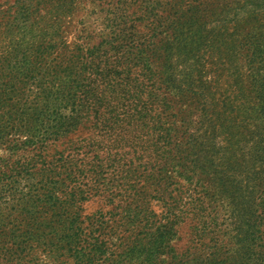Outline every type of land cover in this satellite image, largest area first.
Wrapping results in <instances>:
<instances>
[{
	"label": "rangeland",
	"instance_id": "obj_1",
	"mask_svg": "<svg viewBox=\"0 0 264 264\" xmlns=\"http://www.w3.org/2000/svg\"><path fill=\"white\" fill-rule=\"evenodd\" d=\"M87 52L89 77L123 67L140 83L149 112L133 148H121L117 133L110 142L99 127L84 128L113 116L95 97L94 113L67 110V128L56 135L19 128L44 91L42 81L23 77L21 57L27 65L67 68ZM173 80L182 88L191 83L194 92H181ZM165 127L178 145L187 134L197 139L175 158L187 160L191 179L177 166L168 170L170 180L163 175L157 156L167 144L157 134ZM88 139L100 144L101 166L86 184L55 158ZM152 181L160 183L151 191L156 198L139 202L153 216L129 230L131 195ZM208 183L202 212L190 208L150 246L147 234L162 220L165 202ZM80 189L97 191L70 206L71 191ZM208 215L216 224L200 235V216ZM234 220L243 223L239 231ZM91 245L102 255L93 264H264L250 252L251 245L264 247V0H0V264H79L77 250Z\"/></svg>",
	"mask_w": 264,
	"mask_h": 264
},
{
	"label": "trees",
	"instance_id": "obj_2",
	"mask_svg": "<svg viewBox=\"0 0 264 264\" xmlns=\"http://www.w3.org/2000/svg\"><path fill=\"white\" fill-rule=\"evenodd\" d=\"M32 57L33 56H31V58ZM88 57H91L90 52L79 54L76 57V61H72L71 67L67 68H63L61 63L44 65L46 64V62L42 64L43 61L36 64L33 63L34 65H37L36 68H33L32 62L30 63V65H27L28 59L26 56L21 57V64L23 67H19L18 69L21 71L23 77L27 81L31 82L32 77L34 80L37 79L39 81H42V84L40 86L44 88V91L41 95V101L39 102V105L37 107L26 108L28 110V113H25V123L20 125L19 128L21 129L23 128V126L25 127L27 125H33L34 128L37 127L39 136L44 137L48 135H56L59 132H62L63 128H67V110L71 112H88L89 110H91V112L94 113L95 108H97L98 104L96 101L90 98L95 97L97 98L98 102L99 100L100 102L103 101V103L108 102V112L111 113V111H114L113 116L111 118V121H109V123L106 125L94 123V120L92 123V127H83L93 128L95 130H97V127H99V130L104 131H100V133L103 132L100 135L103 138L108 139L110 142H112V140L114 139V134L117 133L115 134L118 135L117 143L121 148H126L128 146H131L133 148V145L136 142V137L142 128V125H140L141 119L143 120L149 112V107H147L146 101H143L141 97L142 91H140V83L138 82L137 78L132 77L130 75V72H128V70L123 67H116L115 69L108 72L101 71L97 75L98 77L96 79L93 77H89L94 73H91L88 67ZM75 64H79L80 67L79 69L77 67L78 70L74 68ZM29 66L31 70L29 69ZM89 79L91 80V82L88 84L87 82H89ZM168 79H171L170 73L168 75ZM46 81H51L52 83L54 81H57L58 85L56 88H54L52 85L50 87L44 84L46 83ZM93 85L95 87H93ZM187 85V88H182V85L176 84L173 80L172 86L179 89L181 92L189 91L193 93L194 91H192L191 89L192 84L190 83ZM86 106L90 109L86 108ZM190 109L193 110L196 109V107L190 106ZM202 112H206L205 109L201 108V110H199V113L202 114ZM193 114L194 112L188 114L189 119L186 121L185 126L189 127L190 122H192L190 118ZM157 128V126L153 127V131ZM49 130L50 132L44 133ZM170 131L171 129L167 130L165 127L164 134L159 135L156 133L159 141L167 144L165 153L163 151L161 156H157L161 159L162 173L164 175V173L166 172L167 180H170V178L173 177L170 175L168 170L177 166L178 169L182 170L177 171L180 176H186V179H191V177H188L189 175H186V169L188 168V166H186L185 164L187 160L185 159L184 164V159L178 162V158L177 161H175V158L176 154L180 152L181 147L187 144L193 145L197 143V139H191V136H194V134H187V136H185L184 138V142H180L178 145L177 143H175V141L172 140L173 136H171ZM133 136L135 137L134 139L131 138ZM99 145L100 144H98L96 140L88 139V141L82 143V147L80 149L74 148L77 149L76 152H69L65 155V150H60V152L56 154L57 157L55 158V160L59 159L61 163H67V167L72 171L70 175L71 178L76 179V176L78 175L79 181H86L85 183L88 184L87 181H95L96 179H98L97 177L100 174V171H98V167L101 166V154L98 150ZM129 153V150L120 149L117 154L121 155L122 157H126L127 155H129ZM107 157H113V159L111 160H117L112 155H107ZM41 158L43 159L42 156ZM137 158L143 159V157ZM197 158H199V156H197ZM149 160L151 159L149 158ZM77 162H80L82 164V168L76 167ZM163 175H161V177L157 180H161ZM153 185L155 187H159L160 183L158 181H152L150 188H144L143 191H140L138 193L135 190L134 194L131 195L133 201L130 204L131 208L129 210L131 212L128 221L129 230H137L141 223L145 221V216L147 217V214L153 216V214L151 213V206L147 207L146 203L142 204L139 202V200L143 198H156L154 195L151 196V191H156ZM209 188V183L203 184L200 193H197L195 189L193 192L191 191L192 193L184 192L182 195H179V198H175V196H173L170 201H166L165 211L163 216L161 217L162 220L159 221L158 226L153 227V231H150V233L147 234V243L150 246H155L157 243H152L151 240L161 241V230L164 229V227H166L169 223H173L176 220L182 221L181 219H183V217H185V214L190 211V208H193L194 215H196L197 212L201 213V202L203 198L206 197ZM96 191L97 189H92L89 191L80 189V194L78 193V191H71L68 198L69 205L75 206L73 205V203L75 201L78 202V198L89 199L93 192ZM54 192L55 191L51 192L50 194H53ZM157 200H160L159 197L157 198ZM164 220H167L166 223ZM146 222L144 223V227L146 226ZM214 224L216 223L214 222L213 217H210L209 215L205 217L200 216L198 228L196 229L199 230L200 235H202L203 233L212 231L209 229L212 228ZM241 224L243 223H239L237 220H234L232 221L231 226H238L237 229L239 231V225ZM246 224L248 225L247 222ZM251 235H253V233ZM251 235L247 234L245 238L249 239ZM79 239L81 242H86L85 239H81V235ZM137 240L139 241V239ZM70 246L73 247L74 243ZM258 247L260 246L251 245L250 252L253 256L252 260H262L263 262L264 247H262L261 250H258ZM82 249L84 250V254H82V251L77 250V254H79V257L82 258V261H80L79 264H93L96 260L102 258V255L97 254L98 248H96L95 245H91L90 247L82 246ZM142 252H144V254L149 252L147 245H143Z\"/></svg>",
	"mask_w": 264,
	"mask_h": 264
}]
</instances>
